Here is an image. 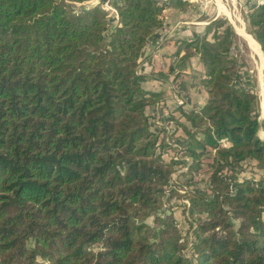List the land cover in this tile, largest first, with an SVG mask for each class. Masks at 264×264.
<instances>
[{
    "label": "trees",
    "instance_id": "trees-1",
    "mask_svg": "<svg viewBox=\"0 0 264 264\" xmlns=\"http://www.w3.org/2000/svg\"><path fill=\"white\" fill-rule=\"evenodd\" d=\"M85 1L0 0V264H264V181L239 167L264 168L259 94L240 77L233 24L219 16L183 42L200 54L209 98L181 111L178 150L158 142L147 109L163 93L139 73L168 4L112 0L109 30L101 3L70 9ZM247 17L264 51V0ZM171 148L188 158L166 161ZM210 149L205 192L192 179ZM175 197L192 201L195 263Z\"/></svg>",
    "mask_w": 264,
    "mask_h": 264
},
{
    "label": "crops",
    "instance_id": "crops-1",
    "mask_svg": "<svg viewBox=\"0 0 264 264\" xmlns=\"http://www.w3.org/2000/svg\"><path fill=\"white\" fill-rule=\"evenodd\" d=\"M98 1L87 0L82 2V5L90 8L102 3ZM162 1H166L168 4L164 11L163 24L142 50L139 73L143 75V87L150 91L163 93L165 100L161 104H167L170 109H173L171 110V116H169L170 119L166 120V124H161V129L165 132L168 127L167 123L172 126V117L189 124L181 111L201 109L209 98L208 89L202 83L205 66L202 63L200 54L196 52L194 45H186L183 42L202 37L206 33V26L217 17L208 19L207 10L210 2L208 0H201L198 3H193L194 0ZM227 15L230 17L229 14ZM117 20L118 16L116 22ZM239 25L240 28H237L239 31L241 30V35H243L245 32L242 23ZM178 99L182 102L178 103ZM159 104L157 103V105ZM170 104L175 106L172 107ZM179 104L181 105L180 108L177 107ZM152 108L151 110V106L148 107V114L150 112L154 114L155 106L152 105ZM164 110L166 112L167 109ZM259 121V135L264 139V124L261 123L260 118ZM153 127L154 129L160 128L158 124H154ZM181 138L182 141L185 139L184 131L182 135L180 134L179 139ZM214 153L215 150L210 149L206 157L212 160ZM240 168L245 170L247 175L257 176L264 181V168L258 167L256 161H245L240 165ZM194 177H197V175L194 174ZM207 177L204 179L206 184L208 182Z\"/></svg>",
    "mask_w": 264,
    "mask_h": 264
},
{
    "label": "rangeland",
    "instance_id": "rangeland-1",
    "mask_svg": "<svg viewBox=\"0 0 264 264\" xmlns=\"http://www.w3.org/2000/svg\"><path fill=\"white\" fill-rule=\"evenodd\" d=\"M105 1L106 0H99L98 2H102L101 6L107 11L108 13V17H109V30H111L116 22L117 19V14L116 12H114L111 9H108L105 5ZM162 1V0H161ZM201 0H194L193 3H198ZM209 2V7L207 10L208 15V19L210 20L212 17H219V16H223L224 18H227L230 22H232V19L227 15L225 8L228 7L232 13L236 16H239V23H242V27H243V31L246 34H251L249 32V24H248V10H249V6L251 4H253L254 2H258V1H262V0H208ZM167 3L166 1H162ZM70 9H72L75 12H80L82 11V9H85L86 6L82 5V2H70ZM113 5V4H112ZM114 7V6H113ZM226 15H225V14ZM233 24V22H232ZM234 28L235 25L233 24ZM245 27V29H244ZM236 30V28H235ZM236 32H238L236 30ZM243 34L244 36L246 34ZM238 34V33H237ZM240 34V33H239ZM237 35V39H236V46L233 47L232 49V53L234 55V57L237 59L238 61V70L240 73V77L244 80V82L250 86H254L259 94V99H258V112H259V118L261 120V123L264 124V115H263V108H262V85H261V81H262V77L260 75L261 72V68H260V63H264V58L262 53V49L260 46V43H258V41L256 40V38L254 37L253 34H251L254 37L253 42H251L250 44L248 43V41L245 39L244 36L242 35ZM252 45V46H250ZM262 51V52H261ZM262 57H261V56ZM260 69V70H259ZM165 99H163L164 101ZM160 103V104H159ZM159 105H154L155 106V111L154 114H152V112L149 113V116L151 117V122L152 125L154 124H158L160 126V128L155 129V131L158 133L159 139L158 142L160 143V145L163 142V139L168 142L169 144H172L174 147H177L178 150H181V146L180 144L182 142H185V140L182 141V138H180V134H183V130L181 128V126H179L177 124L178 121H180L179 119H174V117H172V126H170L171 124L167 123V130H165V132L162 131V125L161 124H166V120L170 119L169 116H171V113L173 109H170V107L167 104H161V102H159ZM166 106V107H165ZM170 106L174 107L175 105L170 104ZM152 106H151V110H152ZM164 109H167L166 112ZM175 110V109H174ZM177 110V109H176ZM262 134V131H261ZM159 145V146H160ZM162 149V148H161ZM175 150L174 148H171V155L169 154V152L166 153L165 155V160L166 161H170L172 157L176 158H181V159H185L188 158L184 155L183 151H179ZM207 155V154H206ZM206 155L204 156V170L202 171V169L198 172H196L195 174L197 175V177H194L193 175V187L195 188H199L202 191L207 192L208 188H207V184L204 181V179L208 176H210V171H211V161L209 160ZM240 167V166H239ZM187 168H180L178 169L174 174V178H176L175 176H177V180L179 182H184L186 180V176L181 175V172L183 170H186ZM245 172V170H243ZM210 172V173H209ZM180 176H179V175ZM200 174V175H199ZM199 175V176H198ZM209 176L207 177V179L209 178ZM256 180L260 178H258L257 176L254 177ZM197 180H200L199 182ZM201 182V183H200ZM176 186H178V190L180 192L181 195L185 194V190L183 186H179L176 184ZM166 200V199H165ZM177 202V203H176ZM174 204L173 207V215L176 219V223L177 226L180 228L182 236H184L185 234L187 236L190 235V233H193L192 230V225H194L196 223V217L192 216V206H191V199L190 198H186V197H182V198H178L175 197L171 200V204ZM163 211L162 213H164L166 211V214H170V212H172L171 210L168 209V203H165V205L163 204ZM164 209H166L164 211ZM147 222H150L151 224L154 223L153 220V216H150L146 219ZM183 238V237H182ZM187 238V237H186ZM184 253L190 255V250L185 251V249L183 250ZM194 254V253H193Z\"/></svg>",
    "mask_w": 264,
    "mask_h": 264
},
{
    "label": "bare ground",
    "instance_id": "bare-ground-1",
    "mask_svg": "<svg viewBox=\"0 0 264 264\" xmlns=\"http://www.w3.org/2000/svg\"><path fill=\"white\" fill-rule=\"evenodd\" d=\"M225 10H226V13L227 14H229L230 15V17H231V19H232V22L234 23V25H235V28H236V30H238V28L237 27H239L240 28V23L238 22V21H240L239 20V16H236V15H234L233 13H232V11L228 8V7H226L225 8ZM244 29H245V27H244ZM239 31V30H238ZM239 33H240V35L242 34V32H241V30L239 31ZM246 34V33H245ZM242 36H244V35H242ZM245 39L248 41V43L250 44L251 42H253V40H254V37L251 35V34H246L245 36ZM250 46H252V45H250ZM261 56V55H260ZM262 57V56H261ZM260 68H261V72H260V75H261V77H262V81H261V85H262V108H263V115H264V63H260ZM260 70V69H259Z\"/></svg>",
    "mask_w": 264,
    "mask_h": 264
},
{
    "label": "built area",
    "instance_id": "built-area-1",
    "mask_svg": "<svg viewBox=\"0 0 264 264\" xmlns=\"http://www.w3.org/2000/svg\"><path fill=\"white\" fill-rule=\"evenodd\" d=\"M112 0H106L105 1V5H106V7L108 8V9H111V10H113L114 12H116L117 13V10H116V8L115 7H113V5H112V2H111ZM178 103H181L182 101L181 100H179L178 99V101H177ZM159 124V123H158ZM187 157V156H186ZM178 157H176V159H177ZM181 159V158H180ZM192 231V230H191ZM193 232V231H192ZM187 238H186V237ZM184 239H187V246L185 247V251H189L190 250V255H188L187 253H186V256L188 257V258H190L191 260H192V262H196V253H195V250H194V247H195V235H194V232L193 233H190V235L189 236H187L186 234L183 236V238L181 239V240H184ZM194 253V254H193Z\"/></svg>",
    "mask_w": 264,
    "mask_h": 264
},
{
    "label": "water",
    "instance_id": "water-1",
    "mask_svg": "<svg viewBox=\"0 0 264 264\" xmlns=\"http://www.w3.org/2000/svg\"><path fill=\"white\" fill-rule=\"evenodd\" d=\"M238 33V32H237ZM260 46H261V44H260ZM261 49H262V47H261ZM263 51V50H262ZM263 58H264V51H263Z\"/></svg>",
    "mask_w": 264,
    "mask_h": 264
}]
</instances>
